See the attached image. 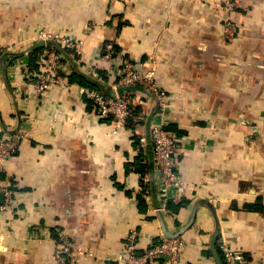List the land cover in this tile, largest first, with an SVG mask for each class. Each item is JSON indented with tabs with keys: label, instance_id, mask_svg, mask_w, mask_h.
I'll return each instance as SVG.
<instances>
[{
	"label": "crops",
	"instance_id": "crops-1",
	"mask_svg": "<svg viewBox=\"0 0 264 264\" xmlns=\"http://www.w3.org/2000/svg\"><path fill=\"white\" fill-rule=\"evenodd\" d=\"M48 34L76 47L66 82L41 93L27 51ZM1 50L0 141L25 137L0 159L18 201L0 209V264H126L132 229L140 250L185 236L187 264H225L224 243L264 264V210L248 207L264 206V0H0ZM126 61L154 68L167 96L132 90L133 126L100 117L70 81L80 67L115 94ZM154 123L178 142L182 185L167 198ZM61 236L74 256L59 261Z\"/></svg>",
	"mask_w": 264,
	"mask_h": 264
},
{
	"label": "built area",
	"instance_id": "built-area-1",
	"mask_svg": "<svg viewBox=\"0 0 264 264\" xmlns=\"http://www.w3.org/2000/svg\"><path fill=\"white\" fill-rule=\"evenodd\" d=\"M43 39L57 40L62 46L75 48L76 43L71 38L59 40L53 35L43 36ZM4 50L0 51V54ZM30 57V51H27ZM115 51L113 44L107 45L105 56L109 59L114 58ZM64 54L52 46H46L40 54L39 63L41 70H34L29 63L26 67V78L29 83L37 86L42 93L49 90L54 84L65 83L62 74ZM43 65V66H42ZM95 75H98L94 72ZM100 78V77H99ZM139 85L146 87L153 92L160 100L161 104L166 101V93L159 83L156 70L152 67H140L132 62H125L122 71L116 81L115 94H107L99 89L86 88L85 92L92 101L93 111L102 118H113L121 126H124L128 117L132 115L134 98L137 94L132 91L120 93L119 87ZM25 137L24 133L15 137H7L0 141V159L13 157L16 152L20 139ZM151 138L153 142V163L157 170L160 192L164 198L169 196V191L174 188H181L182 179L177 173L178 142L175 135L165 128L161 123H154L151 127ZM0 191L5 194V202L0 204V209L9 210L14 213L18 206L16 190L8 180L2 184ZM61 232V231H60ZM62 233V232H61ZM58 250L56 256L59 261L64 260L66 255L74 256L71 251L69 240L61 236L58 240ZM187 239L185 236L162 237L157 243L151 244L140 250L139 232L132 229L126 238L125 250L119 254V260L126 264H148L155 261H163L165 264H187L185 260V247ZM221 249L225 257V264H252L240 252L232 249L229 244H221Z\"/></svg>",
	"mask_w": 264,
	"mask_h": 264
},
{
	"label": "trees",
	"instance_id": "trees-1",
	"mask_svg": "<svg viewBox=\"0 0 264 264\" xmlns=\"http://www.w3.org/2000/svg\"><path fill=\"white\" fill-rule=\"evenodd\" d=\"M46 46H52V47L56 48L57 51H59L60 53L66 55L68 57L71 55V52H72V50L69 47L62 46V44L59 43L58 41L43 40V41L36 42L35 44H33L29 47V51H30L29 65L32 69L41 70V64L39 63L40 54L43 52V50L46 48ZM115 49L117 50V47ZM7 52L8 51L5 50L4 52H2L0 54V60H1L2 56L4 54H6ZM70 81L76 82V83L82 85L83 87H87L89 89H99V90L104 91L107 94H112V92L110 90V88H111L110 85H108L106 82L102 81L101 79L96 78L93 75H90V74L84 72L80 67L75 68V72L70 77ZM132 90H135V91L136 90H143V88L139 85L122 86L119 88L118 91L120 93H126V92L132 91ZM88 102L90 104H92V101L89 97H88ZM126 123H128V126H133L131 116L128 117ZM182 205L183 204L181 203L177 206L173 202H169V206L171 208H174L176 211H178ZM248 207L251 209H254V210H264V206L260 202H258L256 204H248ZM16 209H18V207H16ZM218 251H219L222 259L224 260L225 258H224V254H223L221 247H219Z\"/></svg>",
	"mask_w": 264,
	"mask_h": 264
},
{
	"label": "water",
	"instance_id": "water-1",
	"mask_svg": "<svg viewBox=\"0 0 264 264\" xmlns=\"http://www.w3.org/2000/svg\"><path fill=\"white\" fill-rule=\"evenodd\" d=\"M5 202V194L4 192L0 191V204H3Z\"/></svg>",
	"mask_w": 264,
	"mask_h": 264
}]
</instances>
